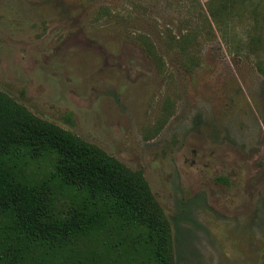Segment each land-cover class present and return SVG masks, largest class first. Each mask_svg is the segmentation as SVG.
<instances>
[{
	"label": "rangeland",
	"instance_id": "1",
	"mask_svg": "<svg viewBox=\"0 0 264 264\" xmlns=\"http://www.w3.org/2000/svg\"><path fill=\"white\" fill-rule=\"evenodd\" d=\"M230 3L0 0V91L139 171L174 264H264V0Z\"/></svg>",
	"mask_w": 264,
	"mask_h": 264
},
{
	"label": "trees",
	"instance_id": "2",
	"mask_svg": "<svg viewBox=\"0 0 264 264\" xmlns=\"http://www.w3.org/2000/svg\"><path fill=\"white\" fill-rule=\"evenodd\" d=\"M0 264L174 259L168 221L139 171L0 91Z\"/></svg>",
	"mask_w": 264,
	"mask_h": 264
}]
</instances>
